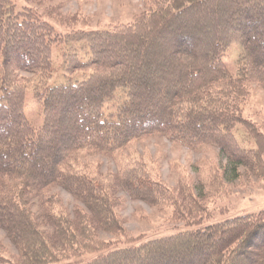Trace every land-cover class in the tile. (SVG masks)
<instances>
[{
	"label": "trees",
	"instance_id": "16d2710c",
	"mask_svg": "<svg viewBox=\"0 0 264 264\" xmlns=\"http://www.w3.org/2000/svg\"><path fill=\"white\" fill-rule=\"evenodd\" d=\"M147 2L131 23L60 36L31 9L0 0V229L17 251L13 264H47L58 245L77 243L95 226L116 231L118 189L152 203L174 194L140 170L124 169L110 185L100 174L78 172L72 163L82 151L109 155L157 133L187 147L216 146L234 174L238 166L264 169L260 151L243 149L233 132L244 123L247 84L264 88V0ZM63 42L84 43L89 56L63 52L64 81L34 93L43 121L33 128L20 73L52 76L53 49ZM232 44L240 51L235 75L222 60ZM75 71L90 73L73 79ZM57 185L82 208L55 209L46 191ZM33 199L40 215L31 210ZM1 254L0 264H12ZM110 263L264 264V211L111 250L84 264Z\"/></svg>",
	"mask_w": 264,
	"mask_h": 264
},
{
	"label": "rangeland",
	"instance_id": "374dc122",
	"mask_svg": "<svg viewBox=\"0 0 264 264\" xmlns=\"http://www.w3.org/2000/svg\"><path fill=\"white\" fill-rule=\"evenodd\" d=\"M9 1L16 10L31 9L60 36L70 32L104 30L118 24L131 23L133 17L140 14L148 3V0ZM56 47L52 53V76L20 73L27 80L24 112L33 128H39L43 121L42 102L34 98V93L46 82L54 84L64 81L61 64L63 52L76 50L82 59L89 56L82 42H63ZM239 54L238 45L232 44L222 58L226 69L233 75L238 69ZM89 73L90 71H75L73 79H81ZM247 91L248 96L242 104L244 123L237 124L233 132L243 149L259 150L264 160V88L250 82L247 84ZM253 135L257 137L255 138L259 146ZM72 165L76 171L88 176L102 175L99 177L105 178L107 184L116 183L115 177L124 169L140 170L174 194L164 202L152 203L129 198L118 189L117 206L114 207L118 229L105 232L96 226L92 227L85 237L77 238V243L58 245L55 258L47 264H84L111 250L136 246L148 240L235 216L264 211V169L252 172L238 166L234 174V167L227 157L210 144L187 147L155 133L132 140L124 148L109 155L82 151ZM222 172L225 178L222 177ZM46 195L54 200L55 209L64 210L66 214L76 207L82 208L81 201L58 185L51 186ZM194 203L199 209L197 212L195 209L191 210L195 208ZM191 206V211H188ZM31 210L34 214L41 213L36 199L32 200ZM41 228L46 232L51 231L45 226ZM0 248L1 255L13 264L17 251L1 229Z\"/></svg>",
	"mask_w": 264,
	"mask_h": 264
},
{
	"label": "bare ground",
	"instance_id": "6f19581e",
	"mask_svg": "<svg viewBox=\"0 0 264 264\" xmlns=\"http://www.w3.org/2000/svg\"><path fill=\"white\" fill-rule=\"evenodd\" d=\"M171 229V228H170ZM115 263V262H114ZM111 264V263H110ZM113 264V263H112Z\"/></svg>",
	"mask_w": 264,
	"mask_h": 264
}]
</instances>
